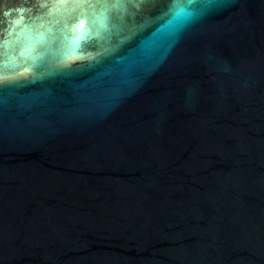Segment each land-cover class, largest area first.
<instances>
[{
    "label": "water",
    "instance_id": "1",
    "mask_svg": "<svg viewBox=\"0 0 264 264\" xmlns=\"http://www.w3.org/2000/svg\"><path fill=\"white\" fill-rule=\"evenodd\" d=\"M72 7L0 0V264H264V0Z\"/></svg>",
    "mask_w": 264,
    "mask_h": 264
},
{
    "label": "snow or ice",
    "instance_id": "2",
    "mask_svg": "<svg viewBox=\"0 0 264 264\" xmlns=\"http://www.w3.org/2000/svg\"><path fill=\"white\" fill-rule=\"evenodd\" d=\"M61 2H69V0H61ZM70 2L73 3L75 5V7L64 8V9L57 8V9H54V11L61 13V14H64V15H67L69 17H71L77 11H80L81 14H84V10L80 6H82V5H89L90 6L91 4H93L95 2V0H70ZM85 20H87L91 24H96L98 22L94 17V10L91 7H89L87 9V14L85 15ZM85 20H81V22L78 26L81 30L84 28ZM99 23H100L101 29L107 34V25L103 21H99ZM93 34L99 36V32L88 34V35L90 36ZM85 35L86 34L83 31H81L80 36L77 37V40L84 38ZM103 38H106V37H103ZM30 39H31V37H30ZM41 41H42V38L37 37L34 42L40 43ZM74 46L78 47V45H76V42H74ZM113 50H114L113 47L110 45H107V44L102 45L96 53V58L99 59V58L106 57V56L110 55L113 52ZM37 70H39L38 66H37Z\"/></svg>",
    "mask_w": 264,
    "mask_h": 264
}]
</instances>
